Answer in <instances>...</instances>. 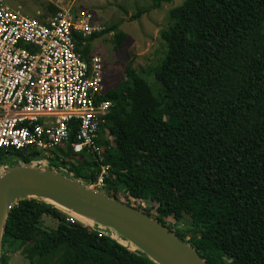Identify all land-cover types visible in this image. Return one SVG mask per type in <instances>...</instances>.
Listing matches in <instances>:
<instances>
[{"label": "trees", "instance_id": "1", "mask_svg": "<svg viewBox=\"0 0 264 264\" xmlns=\"http://www.w3.org/2000/svg\"><path fill=\"white\" fill-rule=\"evenodd\" d=\"M149 1L131 20L175 0ZM57 11L51 7V14ZM168 17L158 34L159 63L140 73L127 66L126 79L105 94L113 108L97 141L109 167L99 191L120 201L122 189L120 202L151 213L206 264H264V0H182ZM110 33L119 50L127 36L109 25L86 41L83 54ZM10 154L22 165L45 163L83 186H93L100 173L94 159L69 146L47 157L34 150ZM66 215L42 200L18 201L1 247L36 244L40 256L30 264H155L112 231ZM43 216L70 232L44 229ZM168 221L186 228L173 231ZM7 260L1 253L0 264Z\"/></svg>", "mask_w": 264, "mask_h": 264}, {"label": "built area", "instance_id": "2", "mask_svg": "<svg viewBox=\"0 0 264 264\" xmlns=\"http://www.w3.org/2000/svg\"><path fill=\"white\" fill-rule=\"evenodd\" d=\"M103 30L82 9L33 18L0 0V172L11 152L47 157L69 146L99 164L93 188L103 189L109 167L97 141L113 104L105 98L110 89L101 59L83 54L86 41ZM103 137L113 143L108 132ZM131 203L136 207L140 200Z\"/></svg>", "mask_w": 264, "mask_h": 264}, {"label": "water", "instance_id": "3", "mask_svg": "<svg viewBox=\"0 0 264 264\" xmlns=\"http://www.w3.org/2000/svg\"><path fill=\"white\" fill-rule=\"evenodd\" d=\"M28 198L57 206L91 227L112 231L155 264H206L189 244L157 220L36 162L0 172V250L9 211ZM81 215L93 218L92 222Z\"/></svg>", "mask_w": 264, "mask_h": 264}, {"label": "rangeland", "instance_id": "4", "mask_svg": "<svg viewBox=\"0 0 264 264\" xmlns=\"http://www.w3.org/2000/svg\"><path fill=\"white\" fill-rule=\"evenodd\" d=\"M4 2L11 8L19 7L23 14L33 18L51 14V7L57 10L72 7L74 10L82 9L92 14L94 20L104 29L109 25H117L118 30L127 36L119 50L113 48L112 33L94 39L90 43L89 49L91 55L101 59L105 86L108 89H114L126 79L125 69L127 66L140 73L142 69L154 68L159 63L164 55V44L158 34L170 23L169 11L179 6L182 0H175L168 4L163 3L159 8L142 14L137 20H131V16L135 15L138 10L148 9L151 6L149 0H4ZM37 12L39 15L36 14ZM148 80H151V77ZM150 83L155 89L153 80ZM3 155L5 156V154ZM84 157L87 161L92 160L89 156L84 155ZM3 163L8 165L7 167L22 164L20 158L12 154L7 155ZM42 165L45 166V163H41ZM116 191H119L116 194L117 198L123 201V196L126 193L122 189ZM56 208L62 211L61 208L57 206ZM147 210L148 208H146ZM62 212L65 214L64 211ZM152 214L155 215L153 211ZM66 216L84 224V220L78 216L71 214ZM150 217H152L151 213ZM168 223L172 226L173 231H181L186 228L185 225H174L170 221ZM41 226L47 230H54L58 227L70 232V229L51 216H43ZM118 241H120L119 238ZM0 252L7 257V264H30L40 256L41 249L33 243L8 242L1 247Z\"/></svg>", "mask_w": 264, "mask_h": 264}, {"label": "bare ground", "instance_id": "5", "mask_svg": "<svg viewBox=\"0 0 264 264\" xmlns=\"http://www.w3.org/2000/svg\"><path fill=\"white\" fill-rule=\"evenodd\" d=\"M82 216V215H81ZM84 219H86L88 222H92L93 218L88 217V216H82ZM122 243H124L123 241H121Z\"/></svg>", "mask_w": 264, "mask_h": 264}, {"label": "crops", "instance_id": "6", "mask_svg": "<svg viewBox=\"0 0 264 264\" xmlns=\"http://www.w3.org/2000/svg\"><path fill=\"white\" fill-rule=\"evenodd\" d=\"M57 8H58V7H57ZM59 9H62V8H59ZM59 9H58V10H59Z\"/></svg>", "mask_w": 264, "mask_h": 264}]
</instances>
